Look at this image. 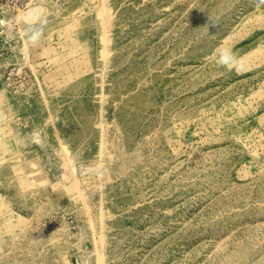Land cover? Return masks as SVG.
Returning a JSON list of instances; mask_svg holds the SVG:
<instances>
[{
    "label": "rangeland",
    "instance_id": "rangeland-1",
    "mask_svg": "<svg viewBox=\"0 0 264 264\" xmlns=\"http://www.w3.org/2000/svg\"><path fill=\"white\" fill-rule=\"evenodd\" d=\"M0 264H264V0H0Z\"/></svg>",
    "mask_w": 264,
    "mask_h": 264
},
{
    "label": "clouds",
    "instance_id": "clouds-1",
    "mask_svg": "<svg viewBox=\"0 0 264 264\" xmlns=\"http://www.w3.org/2000/svg\"><path fill=\"white\" fill-rule=\"evenodd\" d=\"M28 17H29L30 21L35 19V17L33 16L32 13H29ZM39 38H40V33L38 31L34 32L33 35L30 37V39H32L33 43L38 42ZM218 63L222 66H225V67L231 65L233 63V57H232L231 50H229V49L220 50L219 54H218Z\"/></svg>",
    "mask_w": 264,
    "mask_h": 264
}]
</instances>
